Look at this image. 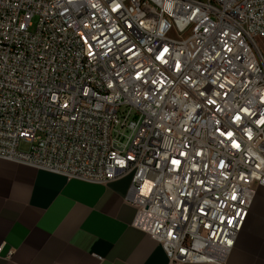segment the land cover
I'll use <instances>...</instances> for the list:
<instances>
[{
	"label": "built area",
	"instance_id": "obj_1",
	"mask_svg": "<svg viewBox=\"0 0 264 264\" xmlns=\"http://www.w3.org/2000/svg\"><path fill=\"white\" fill-rule=\"evenodd\" d=\"M256 39L264 0H0V159L128 176L132 227L222 264L264 188Z\"/></svg>",
	"mask_w": 264,
	"mask_h": 264
},
{
	"label": "crops",
	"instance_id": "obj_2",
	"mask_svg": "<svg viewBox=\"0 0 264 264\" xmlns=\"http://www.w3.org/2000/svg\"><path fill=\"white\" fill-rule=\"evenodd\" d=\"M128 185V176L92 184L0 159V264H176L132 227ZM222 264H264L263 187Z\"/></svg>",
	"mask_w": 264,
	"mask_h": 264
},
{
	"label": "rangeland",
	"instance_id": "obj_3",
	"mask_svg": "<svg viewBox=\"0 0 264 264\" xmlns=\"http://www.w3.org/2000/svg\"><path fill=\"white\" fill-rule=\"evenodd\" d=\"M256 43H257L258 47L261 49V51L264 54V40L256 39ZM19 149L22 150V151H25L26 150V144H21L19 146Z\"/></svg>",
	"mask_w": 264,
	"mask_h": 264
}]
</instances>
